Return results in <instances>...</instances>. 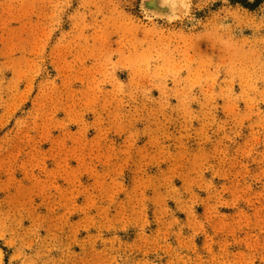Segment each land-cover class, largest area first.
Wrapping results in <instances>:
<instances>
[{
    "label": "rangeland",
    "instance_id": "rangeland-1",
    "mask_svg": "<svg viewBox=\"0 0 264 264\" xmlns=\"http://www.w3.org/2000/svg\"><path fill=\"white\" fill-rule=\"evenodd\" d=\"M0 264H264V0H0Z\"/></svg>",
    "mask_w": 264,
    "mask_h": 264
}]
</instances>
